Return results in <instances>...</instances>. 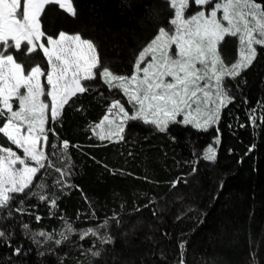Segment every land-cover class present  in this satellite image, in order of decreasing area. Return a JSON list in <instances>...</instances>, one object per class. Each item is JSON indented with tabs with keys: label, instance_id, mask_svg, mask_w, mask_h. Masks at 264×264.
<instances>
[{
	"label": "trees",
	"instance_id": "1",
	"mask_svg": "<svg viewBox=\"0 0 264 264\" xmlns=\"http://www.w3.org/2000/svg\"><path fill=\"white\" fill-rule=\"evenodd\" d=\"M72 3L76 18L56 6L50 12L46 9L49 34L55 36L63 30L93 38L114 61L113 70L119 74H131L135 54L156 35L160 24L168 26L173 15L164 0ZM154 9L159 11V24L149 19ZM226 39L223 55L226 62H234L238 59L237 38ZM257 50L253 65L235 81H228L235 99L222 110L219 124L207 131L171 125L168 133H160L137 122L125 129L124 141H100L91 128L106 114L112 98L125 104L126 98L116 90L110 93L102 82L97 91L73 98L81 110L69 111L65 106L58 121L62 126H56V132L60 140L70 142L72 175L63 179L78 187L65 188L63 193L59 190L56 181L61 177L55 169H63L67 161L54 157V167L43 177L49 199H26V212L0 218V228L13 234L9 237L13 247L21 248V255L16 256L13 248L0 241V264H61V260L63 264H100L89 248H103V264H179L181 241H187L185 264H253L252 253L256 264H264V126L254 128L249 120V112L257 109L254 114L259 117L264 104V48ZM217 137L218 146L214 143ZM0 143L5 142L0 139ZM209 144L218 147L215 163L198 159ZM178 177L182 179L173 188L171 183ZM53 193L59 197L58 210L50 206ZM113 213L120 224L109 219L107 228L99 231L114 237V245L102 246L91 236L80 240L78 232L67 233L70 240L60 246L52 241L40 246L31 242L36 231L55 230L59 238L65 221L86 231ZM24 224L29 228L24 229ZM124 232L129 235L124 237Z\"/></svg>",
	"mask_w": 264,
	"mask_h": 264
},
{
	"label": "snow or ice",
	"instance_id": "2",
	"mask_svg": "<svg viewBox=\"0 0 264 264\" xmlns=\"http://www.w3.org/2000/svg\"><path fill=\"white\" fill-rule=\"evenodd\" d=\"M164 3L173 12L168 26L160 24L156 35L135 54L131 74H119L113 70L114 61L93 38L63 30L55 36L49 34L45 27L46 9L50 12L56 6L76 18L78 12L72 0H0V139L5 142L0 143V218L26 212V199L36 198L40 202L49 199L43 177L48 168L54 167V157L62 163L67 161L63 169H55L61 177L56 181L59 190L63 193L65 188L78 187L63 179L72 175L73 163L70 142L60 140L56 126H62L58 121L65 106L69 111H80L73 98L97 91L99 82L110 93L113 90L122 93L128 105L118 98L110 100L106 114L91 128L100 141H124L125 129L137 122L160 133H168L171 125H190L198 131H207L219 124L222 110L235 99L228 81L241 77L256 61L258 47L264 48V2L192 0L191 6L190 0H164ZM149 19L159 24V11L154 9ZM226 38H237L238 59L234 62H226L223 55ZM256 111L249 112L254 128L264 126V104L260 105L259 117L254 114ZM216 130L219 132V128ZM214 143L219 145V137ZM217 152L218 147L209 144L198 159L215 163ZM195 172L193 167L192 174ZM181 179L178 177L171 186L175 188ZM58 199L53 193L52 209L58 210ZM91 215H95L94 210ZM40 219L36 217L38 222ZM109 219L120 224L116 213L86 231L77 230L71 221H65L59 238L55 230H39L32 234L31 242L40 246L52 241L60 246L70 240L67 233L78 232L80 240L91 236L102 246H111L115 238L99 231L107 228ZM23 228L28 229L29 225L24 224ZM11 235L10 230L0 228V241L19 256L21 248L13 247ZM128 235L123 233L124 237ZM186 244L187 241H181L178 245L179 264H185ZM88 251L103 264V248ZM251 255L256 264V254ZM111 259L115 260V256Z\"/></svg>",
	"mask_w": 264,
	"mask_h": 264
},
{
	"label": "rangeland",
	"instance_id": "3",
	"mask_svg": "<svg viewBox=\"0 0 264 264\" xmlns=\"http://www.w3.org/2000/svg\"><path fill=\"white\" fill-rule=\"evenodd\" d=\"M190 3H191V0H190ZM190 6H191V4H190ZM219 15H221V13H218V16H219ZM126 107H128V105H127V104H126ZM178 119H179V118H178Z\"/></svg>",
	"mask_w": 264,
	"mask_h": 264
}]
</instances>
